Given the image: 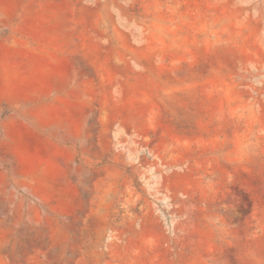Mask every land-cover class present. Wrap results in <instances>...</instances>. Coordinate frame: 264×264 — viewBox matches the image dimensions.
I'll list each match as a JSON object with an SVG mask.
<instances>
[{
	"label": "rangeland",
	"instance_id": "374dc122",
	"mask_svg": "<svg viewBox=\"0 0 264 264\" xmlns=\"http://www.w3.org/2000/svg\"><path fill=\"white\" fill-rule=\"evenodd\" d=\"M0 264H264V0H0Z\"/></svg>",
	"mask_w": 264,
	"mask_h": 264
}]
</instances>
